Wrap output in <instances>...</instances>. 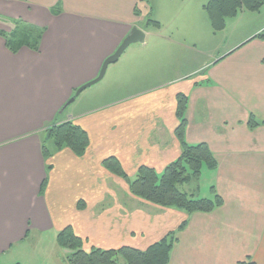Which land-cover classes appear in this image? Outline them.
Here are the masks:
<instances>
[{
    "label": "crops",
    "instance_id": "1",
    "mask_svg": "<svg viewBox=\"0 0 264 264\" xmlns=\"http://www.w3.org/2000/svg\"><path fill=\"white\" fill-rule=\"evenodd\" d=\"M149 1L0 0V30L10 32L12 20L45 29L39 52L13 54L0 37V263L21 264L17 255L34 253L43 264H67L57 237L68 227L88 250H146L187 221L170 264H264V7L241 12L216 33L206 4L168 7L173 20L142 27L140 4L147 10ZM134 27L146 32V44L127 49L108 85L109 93L139 95L60 113ZM198 56L191 71L166 78ZM179 94L188 97L187 143L207 144L218 162L200 178L208 192L186 190L198 180L181 190L213 198L215 188L224 205L210 214L149 204L104 166L116 158L133 178L140 167L161 173L180 158ZM251 117L261 125L250 128ZM69 121L88 133L87 153L64 148L46 161L45 129Z\"/></svg>",
    "mask_w": 264,
    "mask_h": 264
},
{
    "label": "trees",
    "instance_id": "2",
    "mask_svg": "<svg viewBox=\"0 0 264 264\" xmlns=\"http://www.w3.org/2000/svg\"><path fill=\"white\" fill-rule=\"evenodd\" d=\"M263 7L264 0H208L204 10L208 14L213 31L217 33L224 31L228 20L236 18L241 12L258 13ZM136 14L139 16L141 12L136 10ZM2 21L3 19H0V22ZM149 24L160 27V23L153 20H149ZM10 26V32L0 30V37L5 40L6 47L11 53L17 54L24 48L39 52L45 29L28 24L23 20H12ZM259 38L264 39V32L259 35ZM177 102V116L180 125L176 130V136L182 146L180 158L168 165L161 173L150 167H140L133 178L124 171L116 158L106 159L104 166L112 174L128 183L134 197L149 204L165 209H177L189 216L197 213L210 214L224 205L223 198L215 188H212L213 198H199L183 192L181 187L194 180H200L206 169L215 171L218 168V162L207 144L189 145L187 143L185 133L188 97L185 94H179ZM249 125L250 128L255 129L261 123L251 117ZM89 145L88 133L74 122L69 121L53 124L45 129L42 151L46 161L53 158L55 151L64 148L70 149L81 158L87 153ZM52 168V165H48V173ZM46 187L47 179L42 185V194ZM80 208H84V205L80 204ZM186 226L187 221L178 230L168 233L161 241L146 250L133 247L114 250L92 247L88 250L84 239L76 235L71 227L62 230L57 240L59 245L68 251L67 264H122L121 262L123 264H170L172 251L178 242V233ZM241 264L257 263L247 260Z\"/></svg>",
    "mask_w": 264,
    "mask_h": 264
},
{
    "label": "rangeland",
    "instance_id": "3",
    "mask_svg": "<svg viewBox=\"0 0 264 264\" xmlns=\"http://www.w3.org/2000/svg\"><path fill=\"white\" fill-rule=\"evenodd\" d=\"M207 3H208V0H185L184 4L182 3L181 0H151L148 3L149 7L147 10H145L146 5L141 3L140 9L143 11V18L145 17V21L143 23H141L140 25L142 27H146L149 20H153V21L173 20V18L175 17V15L177 13H168L167 12L168 7L171 8L172 10L176 11V9L178 7H181V6L186 5V4H191V6H196L197 8H199V11H200L201 7ZM204 15L206 16V19H207V14L205 12H204ZM152 30H155V29L152 27L149 31H152ZM219 40H221V41L219 42ZM222 41H223L222 38H220L218 40L214 39V42L212 44V47L214 48V50L217 49L221 45ZM123 58L121 59V61L123 60ZM199 62H202V60L199 61V56H198L196 63H192L191 65H189V63L183 64L178 70L171 71L168 75H166V78L173 80L178 74L186 73L187 71H191L189 69L196 67L199 64ZM118 64H119V62L117 64L112 65V67L110 68L109 71L107 70L108 73H106L105 78L100 83H98V84L94 85L93 87L84 91L77 98V100L67 108L68 110L66 111L65 116H67L70 113H74V112L78 111V109L80 110L81 108H84V106L82 104L83 103L89 104L90 100H92V101H90V104L97 106V105L104 104L106 101L111 100L112 98H115V97H117V99H126V98L135 97V96L139 95L138 94L139 90H136L135 92H132V93H126V92L125 93H122V92L109 93L110 86L108 85V82H109V79L111 76L110 75L111 70H112V68H114ZM118 66H120V65H118ZM118 66H117V68H118ZM150 73H152V72H150ZM197 78H199V76H194L192 79L196 80ZM150 81L152 82V81H154V79H151ZM144 87L139 86V89H144ZM194 182H196V183L192 184L190 187H186V190H188L190 188L195 189L197 187H201L202 188V190H201L202 194H200V195H203L204 193L208 192V191H203V190H205L204 186L206 184V181L204 179L202 181L198 180V181H194ZM17 257L19 258V261L22 260L20 262L21 264H43V261L39 258L38 254H34V253L26 254L25 253L24 255L22 254L21 256L17 255ZM11 258H13V257H11ZM121 263L123 264V262H121ZM0 264H4V262H2ZM44 264H47V263H44Z\"/></svg>",
    "mask_w": 264,
    "mask_h": 264
},
{
    "label": "water",
    "instance_id": "4",
    "mask_svg": "<svg viewBox=\"0 0 264 264\" xmlns=\"http://www.w3.org/2000/svg\"><path fill=\"white\" fill-rule=\"evenodd\" d=\"M138 44H146V32L142 29H139L138 27H134L129 36L117 49V51L104 62L99 76L96 79L78 88L75 95L65 104L63 111H65L70 105H72L84 91L100 83L105 78L108 68L111 65L116 64L129 47Z\"/></svg>",
    "mask_w": 264,
    "mask_h": 264
}]
</instances>
